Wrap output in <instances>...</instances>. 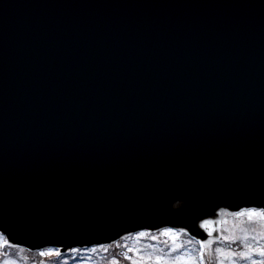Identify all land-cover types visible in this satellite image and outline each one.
Returning <instances> with one entry per match:
<instances>
[{
	"label": "water",
	"instance_id": "1",
	"mask_svg": "<svg viewBox=\"0 0 264 264\" xmlns=\"http://www.w3.org/2000/svg\"><path fill=\"white\" fill-rule=\"evenodd\" d=\"M246 207H264V0H0L9 243L205 240Z\"/></svg>",
	"mask_w": 264,
	"mask_h": 264
},
{
	"label": "rangeland",
	"instance_id": "2",
	"mask_svg": "<svg viewBox=\"0 0 264 264\" xmlns=\"http://www.w3.org/2000/svg\"><path fill=\"white\" fill-rule=\"evenodd\" d=\"M220 217H221L220 237L216 241L212 239L209 240L211 241V244H210L211 252L210 253L208 249H205L208 264H216V261H217V254L215 253L216 248H222L225 250H235V251L243 250L241 248L240 241H237L236 243L228 244L222 239V237L224 236H229V237L243 236L246 234L249 237L247 243L253 246H255L257 243L264 245V239L259 238V232L264 231V228H261L262 222L256 221L255 223H249L247 217H237V216H234L233 214H228L227 212H221ZM163 230L164 229L159 230L157 232L148 233V235L140 239L136 238V233L130 234L122 239H119L118 241L110 245H107L108 247L107 246H97V247H91L87 249H77V251H71V250L70 251L71 253L75 255H79L78 256L79 258H83V255H87L90 253L97 256L100 253L105 254L107 253V251H109L110 253H112V255L119 254V256H116V257L110 255L111 257H115V259L113 260L116 261L117 264H130V261L125 260L124 257L131 256L132 259H136L140 255L141 251L145 255L147 254H152L154 256L163 255L164 253L170 252L174 244L182 246V247L179 248L177 253H172V255H178L180 253L197 254L196 244L192 239H190L189 237L179 232H175L173 230L176 235V239L175 241H173L170 237L160 235V233ZM153 236L157 238L152 239ZM253 236L256 237L255 240L251 239V237ZM2 242H4V239L0 237V254L2 253V248H1ZM117 245H119V247H117ZM129 248L133 249L131 253H129L128 251ZM47 249L48 248H45L38 252H42ZM17 253H18V249L12 251V254L14 255L12 256L16 258L15 255ZM67 253H69V251ZM22 256L28 257V255L25 253H22ZM43 257L48 258V259L51 258V257L40 255L39 257V259H41L40 262L35 263V264H61L63 261H66L68 258H71L69 255H65L64 257H61L58 259L61 263H57L54 259L45 260V259H42ZM102 257L103 258H99V261L95 262L94 264H113V261L108 260L104 255ZM73 258L75 259L76 257H73ZM88 258L91 261L90 256ZM6 262H11V264H20L19 262H16L15 260L9 261V259L7 258L0 260V264H6ZM71 262H75V261L72 260ZM80 262H83V264H91L88 261H85V262L78 261V263H74V264H81ZM23 264H29L28 260L26 259V262ZM237 264H248V261L238 260Z\"/></svg>",
	"mask_w": 264,
	"mask_h": 264
},
{
	"label": "snow or ice",
	"instance_id": "3",
	"mask_svg": "<svg viewBox=\"0 0 264 264\" xmlns=\"http://www.w3.org/2000/svg\"><path fill=\"white\" fill-rule=\"evenodd\" d=\"M237 217H247L249 223H255L260 221L261 228H264V207H246L242 208L239 211L233 213ZM214 224L213 221L205 220L201 223V229H208L209 225ZM214 228L207 231V235L212 237ZM148 235V233L141 231L136 233V238L140 239ZM160 235L170 237L173 241L176 239L174 231L170 228L164 229ZM157 237L153 236L152 239ZM259 238L264 239V231L259 232ZM222 239L228 243H236L240 241L241 251L235 250H225L222 248H216L215 253L217 254L216 264H237L238 260L248 261V264H264V245L257 243L255 246L247 243L249 237L245 234L243 236H224ZM251 239L255 240L256 237L253 236ZM199 249L198 254H189V253H180L178 255H172V253H177L179 248L182 246L175 245L171 248L170 252L164 253L163 255H145L142 251L136 259H132L131 256H125V260H129L130 264H208V261L205 257V249H208L209 253L211 252L210 244L211 241L201 240L198 241ZM119 247V245H117ZM77 251V249H73ZM129 253L133 249H128ZM41 256L46 257H59L61 252L59 249L48 248L45 251L40 252ZM258 257V259H257ZM6 264H11V262H6ZM113 264H117L116 261H113Z\"/></svg>",
	"mask_w": 264,
	"mask_h": 264
},
{
	"label": "bare ground",
	"instance_id": "4",
	"mask_svg": "<svg viewBox=\"0 0 264 264\" xmlns=\"http://www.w3.org/2000/svg\"><path fill=\"white\" fill-rule=\"evenodd\" d=\"M124 189H125V187H124ZM115 193H113V192H110V193H107V197L108 198H111V197H113V195H114ZM126 194V193H125ZM152 197V196H151ZM126 203H128V205H127V208H129L131 205H129L130 204V201L129 200H127V199H124L123 200V202H122V206H124ZM152 207L151 206H144V208H143V210H138V209H136V208H131L130 210H129V212H128V216H127V218H126V220L130 217V216H133L132 214H135V213H139V214H144V213H146V212H148V210L149 209H151ZM113 209H115V208H113ZM116 209L117 210H119V209H122V208H117L116 207ZM123 210V209H122ZM101 224H103V223H99V225H101Z\"/></svg>",
	"mask_w": 264,
	"mask_h": 264
}]
</instances>
